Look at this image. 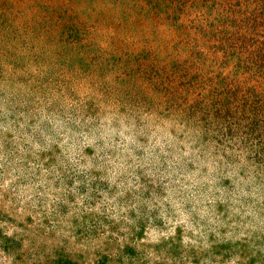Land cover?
Returning a JSON list of instances; mask_svg holds the SVG:
<instances>
[{
	"label": "rangeland",
	"instance_id": "374dc122",
	"mask_svg": "<svg viewBox=\"0 0 264 264\" xmlns=\"http://www.w3.org/2000/svg\"><path fill=\"white\" fill-rule=\"evenodd\" d=\"M0 264H264V0H0Z\"/></svg>",
	"mask_w": 264,
	"mask_h": 264
}]
</instances>
